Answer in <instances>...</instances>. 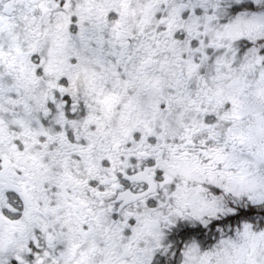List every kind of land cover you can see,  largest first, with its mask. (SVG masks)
I'll use <instances>...</instances> for the list:
<instances>
[{
    "label": "snow or ice",
    "instance_id": "1",
    "mask_svg": "<svg viewBox=\"0 0 264 264\" xmlns=\"http://www.w3.org/2000/svg\"><path fill=\"white\" fill-rule=\"evenodd\" d=\"M0 264H264V0H0Z\"/></svg>",
    "mask_w": 264,
    "mask_h": 264
}]
</instances>
